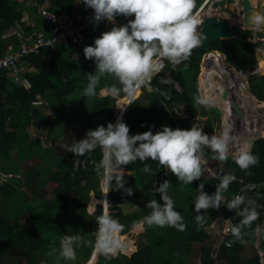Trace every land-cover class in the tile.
I'll return each instance as SVG.
<instances>
[{"label":"trees","instance_id":"trees-1","mask_svg":"<svg viewBox=\"0 0 264 264\" xmlns=\"http://www.w3.org/2000/svg\"><path fill=\"white\" fill-rule=\"evenodd\" d=\"M74 2L75 0H0V36L10 26L19 25L25 31H31L32 28L40 30L37 28L40 23L38 20L41 21L38 16V6H46L49 11L56 12L60 8H64L70 12L74 7ZM202 2L203 0H195L191 15H194ZM233 2L234 0H224L221 1V6ZM34 3L37 6H33ZM30 9L32 12L27 13ZM23 13L28 14L26 19L23 17ZM202 17L200 14L196 18L197 25ZM31 24L35 27L30 28ZM121 24L123 21L116 25ZM99 26L102 27L100 24ZM102 30H104L103 27ZM43 35L49 37L50 33L48 35L43 33ZM248 38L249 35L243 34L240 39H215L209 43L200 44L191 50L187 62L181 61L176 68L169 70L168 78L163 77L164 71L152 77L149 82L150 89L142 86L140 94L139 91L136 95L134 94L135 97L129 101L121 116L123 122L129 127V135L143 133L148 131L149 127L155 133L162 126L174 129H188L191 126H196L203 128L204 133L213 135L216 130L221 128L220 126H223L222 128L228 127L234 130V134L244 137L242 140L241 136H234L236 140L229 146L231 154L238 152L241 143L250 144L251 140L260 137L262 135L261 127L254 120L246 119L245 116L249 118L257 116L258 105L262 107L261 104H264V74L248 76V91L244 90V85L240 86V89L238 81L234 82L232 92L237 94L236 100L239 111L242 113L240 118L242 122L240 123L235 121L237 123L235 124L228 120L224 125L221 122L220 109L208 102L197 103V98L202 99L197 79L199 67H201L200 82L204 87L203 77L207 82L213 78L218 80L219 84L221 81V86L226 85L224 83L227 79L235 77L232 73L233 70L236 72L246 71L254 64L257 52L264 50V40L251 41ZM94 39L87 34L82 50L85 46L91 45ZM10 44L15 48L18 46L17 41L13 38L0 39V56ZM82 50V57L77 60L72 57L71 46L41 48L38 54L29 55L27 60L36 72L29 77L32 82L29 90L13 86L4 73L0 76V171L5 173L11 171L19 175V178L0 185V264H37L36 256L41 258H39L40 264L41 262L42 264H63L65 259L60 258L58 253L60 237L64 234L71 235L73 232L82 237L75 249L76 259L72 260L75 261V264H86L94 248L98 227L96 217L102 214V206L97 204L91 214L87 212V206L90 192L97 200H100L102 196L101 173L97 171V165L102 158L101 149L98 147L80 157L79 159L85 163L79 168L73 167L75 159L73 154L67 157L61 148L58 151L56 148L47 147L46 150H51V156L48 159L42 155L41 151H38L36 157L33 156V158L30 154V159L36 158L37 160H33L31 167L28 166L29 158L22 159L21 157L23 151L32 152L29 146H23L24 141L33 137L27 135V128L30 124L44 126L46 131H51L55 128L56 123L65 120V118L61 119L59 115V111L63 108L69 109L73 116H77L79 124L81 123L85 128V132L94 130L99 125L106 126L109 122L115 123L117 118L115 102L117 99L126 97L127 94L122 92L115 97L109 94L99 95V91L109 85L116 84L117 87H120L116 79L108 74L101 77L95 97H84L83 88L87 84L84 74L92 73L95 69L93 62L84 58ZM211 52L222 54L224 63L228 67L223 66L217 58L213 60L214 69L210 72L207 71L204 75L203 69L208 70V63L213 58L208 54ZM203 54L206 55L200 66ZM262 65L263 63L260 62L259 66ZM175 83L181 89L180 92L174 88ZM221 88L223 89V87ZM222 94L217 92L214 95H208L205 99L211 100L213 103L218 102L221 105L222 100H219L218 96H222ZM38 98L46 102L47 109H50L51 113L32 106L33 101H37ZM255 99L261 104H258ZM173 108L179 112H187L188 117L172 119L170 113ZM196 115L205 118L201 125L195 118ZM14 148H18L17 151L20 152V156L14 163L15 166L22 165V169L30 171V178L34 176L36 179L31 185L35 190L33 194L19 190L24 179L23 172L22 170L13 171V162L9 161L10 157H13L10 152ZM251 151L257 157L258 163L248 169H241L235 164L233 155H229L225 161H220L215 158L211 149L206 151V147L204 148L205 156L209 160L221 162L226 168L230 167L231 172L242 182L234 181L229 184L227 191L223 193L227 195L226 201L220 203L219 209L202 210L205 217V223L202 226L198 227L196 223L183 219L186 228L179 234L178 241L180 245H183L184 258H187L190 250L197 246L201 264H258V257L255 254L247 259L240 258L243 241L250 242L253 238L255 221L242 228L241 236L235 238L231 247L221 246L218 255L213 259L208 257L210 235L205 229L212 220L221 216L230 220L231 224L239 222L241 219L237 213L239 210L227 209V202L231 200L230 195L238 191L247 199L255 200L259 206L257 207L258 214L264 213V187H260L264 183V136L253 142ZM42 162H45L42 165V171L37 173L36 170L34 171V169H38L35 165H40ZM144 163H149L152 173L156 174L142 172L143 164L139 160L124 166L125 171L129 172V175L123 176L126 181L125 187L133 189L131 196H127L123 190L107 193V201L110 203L107 208L108 214L124 225L121 234H127L140 218L151 211L147 207L148 202L153 198L159 200V194H153L152 188L158 187L163 180L167 179L169 183L173 184V189H169V195L176 192V188L179 189L178 192H183L186 188L189 191L187 200L191 204L194 194L198 192L196 188L201 182L205 185L204 191L209 194L215 191L219 183V181L214 184L209 180H202L185 186L183 182L176 181L173 174L165 175L168 170L161 168L158 162L146 159ZM250 184L255 185V188L246 189L245 186ZM242 188H245L244 192H241ZM44 190H50L51 193L45 196L41 194ZM16 191L22 195L16 196ZM177 195L180 197L178 193ZM14 199L18 200V206ZM124 200H129L133 206L137 205L139 211L124 214L121 209ZM183 208L184 204H181L177 211L181 213ZM193 213L194 211L191 210V214ZM23 217L25 218L24 223ZM83 219L87 221L85 227L81 225ZM260 221L258 220V222ZM166 227L172 229V227ZM144 231L146 233L144 241H140L141 245L139 244L137 250L129 256L121 253H117L115 256H106L100 253L93 264H154L152 261L154 249L150 241L149 226L144 225ZM261 231L264 236V225ZM136 245H138L137 241ZM169 245L175 246V243ZM53 248H56L57 251L52 252ZM14 254L16 255L14 256ZM181 263L185 264L183 258Z\"/></svg>","mask_w":264,"mask_h":264},{"label":"clouds","instance_id":"clouds-1","mask_svg":"<svg viewBox=\"0 0 264 264\" xmlns=\"http://www.w3.org/2000/svg\"><path fill=\"white\" fill-rule=\"evenodd\" d=\"M207 2L208 0H203L197 11ZM81 3L86 9L92 10L91 19L94 24L107 21L113 25L110 30L102 32L91 45L85 46L82 50L84 58L91 60L95 69L92 73L84 74L87 84L83 88V96L87 98L95 97L101 77L108 74L116 79L120 87L112 84L104 88V92L114 97L123 92L132 97L151 80L155 70L164 66V59L179 64L203 39V35L197 31V20L194 16L197 11L191 15L195 0H82ZM120 15L123 16L122 20H127L130 16L133 18L117 26L115 18ZM248 21L257 27L264 25V14L257 12L249 15ZM50 43L53 44L52 40ZM34 74L35 71L31 75ZM37 101L41 103L38 105L32 103V106L42 111L45 107L48 108L43 100L38 98ZM197 103L203 104L206 101L197 98ZM202 129L196 126L188 129L162 126L153 133L149 127L148 131L129 135V127L121 117H118L115 124L109 122L106 126L99 125L94 130H88L85 137L79 141L72 137L64 140L63 146L75 157L74 168L84 165L85 162L79 159L80 157L99 147L102 158L97 165V171L101 173V184L105 193L123 190L127 196L133 194V189L125 187L124 166L137 160L143 164L141 171L144 173H152L149 163H144L146 159L158 162L161 168L168 170L165 175L173 174L177 181L183 182L185 186L199 180L207 171L204 167L205 147L211 149L215 153V158L220 161H225L229 155H233L235 164L241 169H248L258 163L257 157L251 151V145L247 143H241L238 152L230 154L229 146L236 137L231 134L228 127H224L219 135H209ZM8 173L15 174L11 171L7 173L0 171V175H4L0 176V185L14 179L6 178L5 175ZM233 180L235 176L232 174L222 175L212 194L204 191L203 182L197 186L198 194L193 203V211L197 213L195 221L198 227L205 223L201 210L219 209L222 194L227 191ZM170 187L169 181L165 179L158 187L152 188L153 194H159V200L153 198L148 202L147 207L151 211L136 222L138 226H169L179 231L185 230L183 217L175 209L174 201L169 195ZM245 188L253 189L255 185H246ZM245 188H242L241 192H244ZM101 201L102 196L98 204ZM103 201L104 212L102 210V214L96 217L98 227L94 247L98 253L112 256L123 247L119 234L123 231L124 225L108 214L107 208L110 203L107 199ZM257 207L259 206L255 200L247 199L242 194L235 195L227 202V209H238L241 217L238 223L231 225L230 233L233 237L239 238L242 228L258 218ZM209 225L206 226V230ZM128 234L130 235L129 232L121 235L129 238ZM81 239V235L76 232L61 235L59 257L69 261L75 260V249ZM250 246L253 250L252 240ZM56 251V248L52 249V252Z\"/></svg>","mask_w":264,"mask_h":264},{"label":"rangeland","instance_id":"rangeland-1","mask_svg":"<svg viewBox=\"0 0 264 264\" xmlns=\"http://www.w3.org/2000/svg\"><path fill=\"white\" fill-rule=\"evenodd\" d=\"M221 1H224V0H210L209 3L207 2V4L203 8H201L198 13H196L195 17H197L198 14H199V16H200V14L202 16H217V15H219V16L224 17L228 23H236V22L240 23L241 26L243 27V34L249 35V40H251V41L264 40V25L257 27L254 23H252V25L246 26L242 22V15H243L242 0H234V2L232 4H229L226 6H221ZM250 1H251V7L253 9V15L257 12L264 14V0H250ZM201 11H202V13H201ZM128 18L131 19L133 17L130 16ZM121 19H122V17H121ZM93 31L96 34H101L104 30H102V27L99 26L97 29H94ZM208 54H210V53H208ZM205 55L206 54H203L202 59H201V63H202ZM218 59L220 60V63L223 66L228 67L224 63V56L222 54L218 53ZM255 62H256V65H255L254 69L251 71L246 70V71L236 72L235 70H233L232 73L235 75V77L227 79L226 82L232 83L233 85H234V82H236V81H238V83L242 82V86L244 85L245 88L247 89L248 88L247 87V78L249 75L255 74V75L259 76V75L264 74V50H259L257 52ZM260 62L263 63L262 66H259ZM200 66H201V64H200ZM199 69H200V71H199V75H198L197 79H198V89L200 90V93H201L200 96H201L202 100L208 102L210 105L215 106L217 109H220L221 115L223 116V119L221 120V122L224 125H226L228 120L231 121L232 123H235V121H237V119L234 118L228 110V106H229L228 100L225 101V99H223V97L221 95H219L218 99L222 100L221 101L222 103L220 105L218 102L213 103V102H211V100L208 101L205 99V97H208V95L211 96L217 92L223 93V89H224L225 85L217 86L216 85V83H217L216 79L211 78L209 80V82H207L205 80V78L203 77L204 85H205L203 87L201 85V82H200L201 67H199ZM203 70H204V75H205L208 70H206V68H204ZM226 82L224 84H226ZM216 86L219 87V88H217V90L214 89V88H216ZM221 87H223V89ZM99 95L104 96V95H108V94L104 91H102V92L99 91ZM123 99H126V97H123ZM123 99L121 98L119 101H121ZM117 101L118 100H116V102H115V113L116 114L118 113L117 112L118 111V105L117 104L119 102V101L118 102ZM256 102H258V104H261L260 101H256ZM261 105H263V106L261 107L260 105H258V107L256 109L257 116H250V118H251V120H254L259 127H261L260 130L262 132V135L264 136V104H261ZM43 111L51 113V110L50 109L48 110L47 107H45V110H43ZM71 113H70L69 109H67V108H63L61 111H59L60 118L61 119L65 118V120H63V122L60 121V122L56 123L55 128L52 129L51 131H46L44 126L43 127L41 126L40 129L34 130L33 127L35 126V124H30V126L27 128V135L33 136V134H35L36 137H29L28 140L23 142V146L24 147L29 146L31 148L32 152L31 151H23L21 153L22 159L23 158L28 159L30 154H31V158H33V156L36 157V153L38 151L39 152L41 151L42 155L44 157H46V159H48L51 156V152H50L51 150L50 149L46 150L47 147L56 148L58 151L61 148V150L67 154V157H70L72 155V153H68L66 151V149L63 146V141L68 140L70 137L75 138L77 141H79L80 139L85 137V133H86L84 131L85 128L82 126V124L81 123H80L81 125L79 124V122H78L79 119L77 118V116L75 117ZM245 118L249 119L248 116H245ZM203 121L204 120H198L200 125L202 124ZM238 123H240V122H238ZM235 124H237V123H235ZM252 124H255V123H252ZM220 127L221 128L216 130L213 135H219L220 134L221 130L223 129L222 128L223 126H220ZM230 130H232V129H230ZM231 134L233 136H236V135L238 136V134H234V130L231 131ZM262 135L260 137H262ZM239 136H241V135H239ZM241 137H242V139L244 138L243 136H241ZM260 137H258V138H260ZM258 138L256 137L250 141L251 146H252L253 142ZM17 150H18V148H14V150H12L10 152V154L13 155V153H14V155L16 157L20 156V152H18ZM207 150H208V148L206 147V151ZM33 160H36V158L29 159V162H28L29 167H31V163L33 162ZM9 161L13 162V167H12L13 171L17 172L19 170H22V172H23L24 179L22 180V183L20 186L21 188L19 190H21L22 192H25V193L33 194V192L35 190L32 188L31 185L36 180L34 178V176L30 178V171L29 170L26 171V169H22V167H21L22 165L15 166L14 163H16V161H17L16 158L10 157ZM210 161L212 164L216 163V161H214V160H210ZM44 163L45 162H42L40 165H35L36 167H38V169H34V171L36 170L37 173H38V171L41 172L42 167H43L42 165ZM128 175H129V173H128ZM0 176H2V175H0ZM176 181H177V179H176ZM174 183H176V182L174 181ZM37 184H40V183L37 182ZM37 184H35V185H37ZM100 184H101V181H100ZM170 185H171L170 189H173V184L170 183ZM178 191H179V189L176 188V192L171 193V195H170L174 201L175 209L177 210L181 206V204H184V208H183L182 212L180 213L181 216L183 217V219H186L189 222L197 224V222L195 221V216L197 215V213L194 212L193 214H191V210L193 211V203L194 202L191 204L187 200V198H189L188 197L189 191L186 188L183 190V192H178ZM50 193H51L50 190H48V191L44 190V192H41V194H44L45 196L50 194ZM177 193L180 195V197H178ZM197 194H198V192H196V195ZM15 195L20 196L22 194L20 192H17ZM183 195H184V197H183ZM40 196H42V195H40ZM14 200H15L16 205L18 206L19 205L18 200H16V199H14ZM98 202H99V200L95 199L93 197L92 192H90V200H89V204L87 206V212L89 214H91L94 211V208L98 204ZM123 203L124 204L122 205L121 209H122V212L124 214H128V213H131L134 211H136V212L139 211V207L138 206L133 207L129 201H126V202L123 201ZM125 212H128V213H125ZM201 214H203L202 210H201ZM22 220L24 223L25 218L23 217ZM86 222H87L86 219H83L81 221L82 227H85L84 225L86 224ZM137 230H139V231L137 232ZM149 230L151 233L150 241H151V244H152L153 249H154L153 250L154 255L152 257V261L154 262V264H182L181 263L182 258H183V262H185L186 260L189 261V259L184 258V256H183L184 255V253H183L184 249L182 248L183 245H180L179 241H178V237H180L179 234L183 231H179L173 227L171 229V228H167L166 226L159 227L156 225L149 226ZM141 232H142V228L140 226L136 225L130 233H132L133 235H137V236H132V235L128 234V236H131L132 240L137 241L138 245L135 246L136 249L134 247L135 251L141 245L140 241L143 242L144 236H146V233L138 236V234ZM183 236H184V233H183ZM121 242H122V240H121ZM130 243L133 246L131 240H130ZM172 243H175V246L169 245ZM134 250H132V251H134ZM121 251L124 252L122 249H121ZM95 252H96V250H94V253L91 256L90 264H92L96 261L98 253L95 254ZM131 252H130V254H131ZM196 252H197V249L195 247H193L190 250L189 254L193 255ZM126 254H127V256L130 255L128 253H126ZM15 255L16 254H14V256ZM36 258L38 261L37 264H40V261H39L40 257L36 256ZM41 264H42V262H41ZM63 264H75V261L65 260V262H63ZM86 264H87V262H86Z\"/></svg>","mask_w":264,"mask_h":264},{"label":"built area","instance_id":"built-area-1","mask_svg":"<svg viewBox=\"0 0 264 264\" xmlns=\"http://www.w3.org/2000/svg\"><path fill=\"white\" fill-rule=\"evenodd\" d=\"M82 0H75L74 7L72 11L68 12L64 8H60L59 10L49 11L46 6L39 7L38 6V16L46 24L49 25L51 35L49 37H45L40 30H27L25 31L19 25L18 26H10L7 28L0 36V39L7 40L13 38L17 41L18 46L14 48L11 44L4 49L2 56H0V76L4 73L5 76L9 79L10 83L17 87L22 88L24 90H29L32 86V82L28 75L33 73V67L30 62L27 60L29 55L38 54L41 48H55L57 46H71L73 49L72 57L73 59H81L82 57V47L85 42V36L87 34L91 35L93 38H97L98 34L93 33L94 29L98 28V25H102L104 32L108 31L113 25L107 21H100L99 23L94 24L92 22L93 12L91 9H86L84 4L81 3ZM34 5H36L34 3ZM37 6V5H36ZM122 15L117 16L115 18V24L123 21L126 23L127 20H122ZM26 19V17H25ZM132 19V18H131ZM30 26H33L31 24ZM53 42L51 44L50 42ZM189 58L183 59L182 61H188ZM163 67L159 70H155L153 72V76L163 72V77L168 78L169 70L176 68L179 64H175L170 62L167 59L163 60ZM168 70H165V69ZM149 82H146L145 88H149ZM174 88L180 92L181 89L175 83ZM140 93V89L138 90ZM131 100V99H130ZM40 101L33 102V105L40 104ZM170 117L172 119H176L177 117H188L187 112H179L176 108L172 109V113H170ZM197 120H204V117H200L196 115ZM205 164L204 167L207 171L204 173V176L199 180L192 181L198 182L202 180H209L214 184H217L219 178L225 174H232L231 168H226L223 164H212L211 161L205 156ZM8 176V177H7ZM6 178H19V175L8 173L5 175ZM238 182H242L241 179L236 178L235 180ZM102 198H103V186L101 184ZM240 194L239 191L231 194L230 198L233 199L235 195ZM227 198L226 194H223V199L220 203H225ZM105 199H107V194L105 193ZM102 206V210L104 212V202H100ZM108 212V209H107ZM239 214V211L237 212ZM264 213L258 214V218L255 221L253 238H252V248L255 252V255L258 257V264H264V245H263V234H262V226L264 224L263 221ZM262 219L261 221L259 219ZM258 220L260 222H258ZM231 222L227 218L218 217L214 219L210 225L207 227V232L210 235V250L208 252L209 259L215 258L221 246L231 247L232 243L235 240L230 233ZM259 229V230H258ZM95 250V247H94ZM133 252V251H132ZM118 253L126 254L121 250ZM100 253H98L99 255ZM115 256V255H112ZM129 256V255H128Z\"/></svg>","mask_w":264,"mask_h":264},{"label":"water","instance_id":"water-1","mask_svg":"<svg viewBox=\"0 0 264 264\" xmlns=\"http://www.w3.org/2000/svg\"><path fill=\"white\" fill-rule=\"evenodd\" d=\"M242 22L246 26L252 25L248 21L249 15H253V9L251 7V1L250 0H242ZM195 16V15H194ZM197 31L198 33L203 35V39L200 44L209 43L215 39H240L243 35V27L240 23H228L226 19L222 16H203L200 19L199 25H197ZM210 55L213 56L212 60H216L218 58V53H210ZM256 65V62L247 69V71H251L254 69ZM233 91V84L226 82V85L223 89L222 97L225 99V101H229L228 110L232 114L234 118L238 116V118H241V114L238 107V102L236 100L237 94H235ZM126 104L124 106L123 112L117 113V118L121 117L124 111L126 110V107L131 99L128 95L126 96ZM116 118V121H117ZM115 121V123H116ZM114 123V124H115ZM103 186V185H102ZM104 191V189H103ZM105 199V191L103 192V198L102 201ZM104 202V201H103ZM94 253V252H93ZM92 253V254H93ZM92 256V255H91ZM91 257L87 261V264H90Z\"/></svg>","mask_w":264,"mask_h":264},{"label":"crops","instance_id":"crops-1","mask_svg":"<svg viewBox=\"0 0 264 264\" xmlns=\"http://www.w3.org/2000/svg\"><path fill=\"white\" fill-rule=\"evenodd\" d=\"M32 12V9H30V11H27V13H31ZM27 13H23V17H27L28 16V14ZM38 22H40V23H38V25H37V28L38 29H40V31H42L45 35H48L49 34V31H50V27H49V25L48 24H46V23H44L42 20L40 21V20H38ZM34 23H36L35 21H34ZM31 27H35V26H30V28ZM33 29H35V28H32V30ZM15 48V47H14ZM211 62V63H210ZM208 64L211 66H207L208 67V72H210L211 70H212V65H213V60H211ZM214 66V65H213ZM238 86H239V88H240V86H242V82H240L239 84H238ZM244 88V87H243ZM241 89V88H240ZM244 90H245V88H244ZM103 90H101V92H102ZM134 96V95H133ZM132 96V97H133ZM131 97V98H132ZM126 100H127V98L126 99H123V100H121V101H119L118 102V105L119 104H121L122 102H126ZM256 100V99H255ZM249 120V119H248ZM252 121V120H251ZM238 122H242V120L241 121H238ZM237 122V123H238ZM41 128V126H39V125H35L34 127H33V129L35 130V129H40ZM33 137H36V135L35 134H33ZM262 137H263V135H262ZM14 158H16L17 159V157L14 155V153H13V155H12ZM30 159V158H29ZM218 163H220V162H218ZM128 173L129 172H126L125 171V174H124V176H126V175H128ZM260 187H264V183L263 184H261L260 185ZM195 197H196V194H194V196H193V199H192V201L194 202V200H195ZM126 201H129V200H124V202H126ZM124 203H122V205H123ZM122 205H121V208H122ZM132 205V204H131ZM133 206V205H132ZM137 206V205H136ZM134 207V206H133ZM129 212V211H128ZM128 212H125V213H128ZM137 224H135L134 226H133V228L136 226ZM264 225V224H263ZM133 228L129 231V233L133 230ZM142 228V232L141 233H139L138 234V236L139 235H141V234H144L145 233V231H144V226L143 227H141ZM141 230V229H140ZM130 235H132V236H137V235H133L132 233H130ZM145 237V236H144ZM129 239H131V236L129 237ZM129 244H131L130 243V241H129ZM132 244H133V247H135V246H137L136 245V240H133L132 241ZM197 250H198V247L196 246L195 247ZM254 255V252H253V250L251 249V246H250V242L249 241H243V251L241 252V255H240V258L241 259H247V258H249V257H251V256H253ZM187 259H189V261L188 260H186L185 261V264H201V262H200V253L197 251L196 253H194L193 255H190L189 254V256L187 257Z\"/></svg>","mask_w":264,"mask_h":264},{"label":"bare ground","instance_id":"bare-ground-1","mask_svg":"<svg viewBox=\"0 0 264 264\" xmlns=\"http://www.w3.org/2000/svg\"><path fill=\"white\" fill-rule=\"evenodd\" d=\"M209 1L210 0H208V3H209ZM207 4V3H206ZM205 4V5H206ZM33 6H35L34 4H33ZM201 9V8H200ZM199 9V10H200ZM199 10L197 11V13L199 12ZM199 17V14H198V16L197 17H195V18H198ZM41 19V18H40ZM42 20V19H41ZM43 21V20H42ZM44 23H46L45 21H43ZM33 30H36V29H33ZM41 33L43 34V32L41 31ZM49 33H50V35H51V31H49ZM210 66V65H209ZM211 67V66H210ZM212 69H214V66L212 67ZM216 85L217 86H220L222 83H221V81H219L220 82V84L218 83V80H216ZM216 86V88H214L215 90H217V88H219V87H217ZM246 91H247V89H245ZM138 92V91H137ZM136 92V93H137ZM136 95V94H135ZM135 95L131 98V100L135 97ZM125 97V96H124ZM121 99V98H120ZM120 99H117L118 101L120 100ZM123 99V98H122ZM117 101V102H118ZM125 104H126V102H122L121 104H117L118 105V113L124 108V106H125ZM249 118V117H248ZM236 119H237V121H241L240 120V118H238V116H236ZM250 120H251V118H249ZM249 120V121H250ZM120 240H122V245H123V247H122V250L125 252V253H128V254H130V252L132 251V250H134V247L131 245V244H129V239L126 237V236H124V235H120ZM98 252L96 251L95 252V254H97ZM93 264V263H92Z\"/></svg>","mask_w":264,"mask_h":264}]
</instances>
